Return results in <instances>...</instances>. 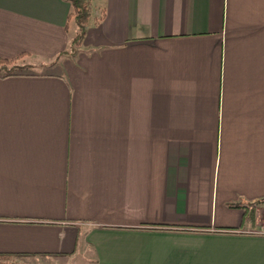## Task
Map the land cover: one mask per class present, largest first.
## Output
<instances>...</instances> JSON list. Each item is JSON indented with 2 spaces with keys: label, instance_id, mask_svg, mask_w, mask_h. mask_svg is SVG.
I'll use <instances>...</instances> for the list:
<instances>
[{
  "label": "crops",
  "instance_id": "obj_1",
  "mask_svg": "<svg viewBox=\"0 0 264 264\" xmlns=\"http://www.w3.org/2000/svg\"><path fill=\"white\" fill-rule=\"evenodd\" d=\"M95 3L56 61L71 3L0 0V253L264 264V0Z\"/></svg>",
  "mask_w": 264,
  "mask_h": 264
},
{
  "label": "trees",
  "instance_id": "obj_2",
  "mask_svg": "<svg viewBox=\"0 0 264 264\" xmlns=\"http://www.w3.org/2000/svg\"><path fill=\"white\" fill-rule=\"evenodd\" d=\"M72 5V11L69 15V21L75 22L78 26V31L74 38L72 39L71 47L68 51H65L57 58H61L62 56H75L79 48L83 45L84 39L86 38V34L88 32V28L91 24L97 26L101 20L104 19L106 15V11L104 9H98L96 6V0H67ZM25 54H22L15 58H0V74L3 73V76L17 74L14 72V65L18 60H20ZM2 75V74H1ZM262 203L263 201H258ZM256 209L251 207H246L244 219L247 217L250 218L253 222L256 217ZM13 254L10 253H0V264H11L9 258L12 257Z\"/></svg>",
  "mask_w": 264,
  "mask_h": 264
},
{
  "label": "rangeland",
  "instance_id": "obj_3",
  "mask_svg": "<svg viewBox=\"0 0 264 264\" xmlns=\"http://www.w3.org/2000/svg\"><path fill=\"white\" fill-rule=\"evenodd\" d=\"M71 30L72 32H74V35H76L77 31H78V26L77 24H75V22H72L71 24ZM63 57V56H62ZM59 59H56V61H58ZM14 65H16V67L13 69L14 72H17V73H23V72H40V71H44V70H47L48 66L47 63L45 64L44 62H42L41 60H38V59H34V58H24L23 57L18 60ZM3 75V73H1ZM261 201V200H260ZM263 202L262 203H259V202H256L255 205H253L255 208V206L257 205H262L264 204V199L262 200ZM252 205V204H251ZM250 205V207H251ZM264 206V205H262ZM256 209V208H255ZM263 231V230H261ZM38 263L37 264H75V262H71V261H68L67 263H63V262H60L58 260H55V259H48V260H44V259H40L39 261H37ZM47 262V263H46ZM20 264H23V262H19ZM78 264V263H77ZM81 264V263H79Z\"/></svg>",
  "mask_w": 264,
  "mask_h": 264
},
{
  "label": "built area",
  "instance_id": "obj_4",
  "mask_svg": "<svg viewBox=\"0 0 264 264\" xmlns=\"http://www.w3.org/2000/svg\"><path fill=\"white\" fill-rule=\"evenodd\" d=\"M260 233H264V230L263 231H260Z\"/></svg>",
  "mask_w": 264,
  "mask_h": 264
}]
</instances>
